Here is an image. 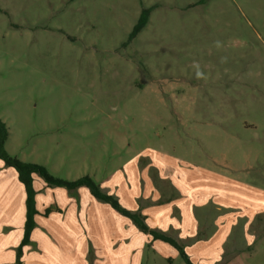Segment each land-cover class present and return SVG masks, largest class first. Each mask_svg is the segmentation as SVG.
<instances>
[{"label":"rangeland","instance_id":"1","mask_svg":"<svg viewBox=\"0 0 264 264\" xmlns=\"http://www.w3.org/2000/svg\"><path fill=\"white\" fill-rule=\"evenodd\" d=\"M147 9L149 24L129 43ZM0 120L10 156L57 179L90 177L123 208L116 195H131L135 177L142 195L149 177L180 197L150 156L164 153L228 191L254 187L264 209V0H0ZM132 167L140 176L126 175L127 187L104 189ZM1 172L18 175L2 160ZM35 178L41 195H78ZM239 214L213 199L196 209L194 239L165 234L186 249L237 221L213 263L264 264V213ZM101 243L88 241L78 264H127L126 243ZM165 247L143 264H187Z\"/></svg>","mask_w":264,"mask_h":264},{"label":"crops","instance_id":"2","mask_svg":"<svg viewBox=\"0 0 264 264\" xmlns=\"http://www.w3.org/2000/svg\"><path fill=\"white\" fill-rule=\"evenodd\" d=\"M150 156L154 159L153 163L158 168L161 178L176 188L180 194L179 198L162 195L160 190L154 188L155 185L149 177H145L146 187L142 195L140 187L137 188L135 177L140 175L133 167L129 174L126 171H119L121 175L117 180L113 182L110 180L108 184H104L106 190L121 186L123 183V187H127L125 184L128 183L124 177L135 175L132 176L135 177L132 194L127 195L124 189L123 193L116 196L125 209L140 212L146 218V224L150 229H157V232L162 231L160 233L164 234L170 233L173 229L179 233V239L182 241L194 239L200 224L196 209L206 207L213 199L220 207L239 210L238 221L246 217L251 221L264 213V209L256 210V195L263 193L256 194L254 187L243 185L245 188L241 186L240 191L238 188L237 191H228L226 182L212 176L209 170H206V174L187 170L183 162L164 153ZM6 175L9 174L0 173V264H17V250L24 239L27 219L26 192L18 175L12 176L11 180ZM37 183L38 180L34 176L37 192L38 215L35 218L37 228L32 233L31 244L23 249L21 264H55L53 260L56 263L59 259L63 261L64 255L70 258L69 264H78L79 258L84 262L86 243L90 240L94 241L97 248L103 241L126 243L128 245L126 254H129L127 264L132 263L133 255V264H143L148 255L158 257L165 252L163 249H168L165 246L170 245L143 233L131 219L122 216L110 205L96 200L88 189H79L76 191L78 195H69L65 191H59L60 195H41ZM229 197L233 202L247 201L248 208L239 209L236 204L229 205ZM139 200L144 201L143 206ZM149 201L157 204L149 205L147 204ZM51 208L54 211L46 216V211ZM236 223L237 221L231 222L228 229H225L226 225H220L215 236L187 246L184 248L185 252L195 264H214L213 262L223 261V248L229 242ZM175 251L178 252L177 249Z\"/></svg>","mask_w":264,"mask_h":264},{"label":"trees","instance_id":"3","mask_svg":"<svg viewBox=\"0 0 264 264\" xmlns=\"http://www.w3.org/2000/svg\"><path fill=\"white\" fill-rule=\"evenodd\" d=\"M152 9L144 10L141 17L135 26L133 32L129 37V43H131L149 24ZM9 139V129L7 125L0 120V160H2L6 166L14 168L19 177V181L25 188L26 192V211L27 219L25 225L24 239L17 250V264H21V258L23 255V249L25 246L31 244V236L34 230L37 228L36 216L38 211L36 208V196L37 192L34 186V176H40L45 183L50 187H61L67 189L69 192L74 193L80 188H87L90 193L96 198V200L110 205L114 210L124 217H127L133 221V223L145 234H149L154 240L164 241L173 247H175L180 253L181 257L187 264H193L189 256L185 252V249L172 238L167 235L151 230L146 224V218L140 212H131L123 208L119 200L112 195L103 192L98 184H96L90 177H84L77 181H65L53 177L49 171L42 166L24 163L16 158L10 156L6 150V143ZM54 210L48 209L46 216L50 215Z\"/></svg>","mask_w":264,"mask_h":264},{"label":"clouds","instance_id":"4","mask_svg":"<svg viewBox=\"0 0 264 264\" xmlns=\"http://www.w3.org/2000/svg\"><path fill=\"white\" fill-rule=\"evenodd\" d=\"M201 75L199 72H197V76Z\"/></svg>","mask_w":264,"mask_h":264}]
</instances>
